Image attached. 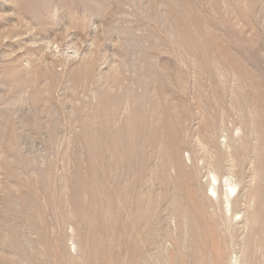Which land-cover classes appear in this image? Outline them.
<instances>
[{
	"label": "rangeland",
	"instance_id": "obj_1",
	"mask_svg": "<svg viewBox=\"0 0 264 264\" xmlns=\"http://www.w3.org/2000/svg\"><path fill=\"white\" fill-rule=\"evenodd\" d=\"M234 260L264 264V0H0V264Z\"/></svg>",
	"mask_w": 264,
	"mask_h": 264
},
{
	"label": "bare ground",
	"instance_id": "obj_2",
	"mask_svg": "<svg viewBox=\"0 0 264 264\" xmlns=\"http://www.w3.org/2000/svg\"><path fill=\"white\" fill-rule=\"evenodd\" d=\"M235 172V171H234ZM221 178L219 177V174L215 171L212 172L211 181H210V191L215 197V201L217 204L223 203V210H225V219L230 224L232 223V216L238 215L239 212H235L234 203H235V195L234 192L238 186V181L235 179H232V177L225 176L224 177V185L226 189L222 192H220L219 184ZM239 179V178H238ZM218 183V184H217ZM211 200L212 198H209ZM229 212L230 215L227 216V213ZM241 221L236 220L234 225L239 224ZM235 264H239L237 260H234Z\"/></svg>",
	"mask_w": 264,
	"mask_h": 264
}]
</instances>
